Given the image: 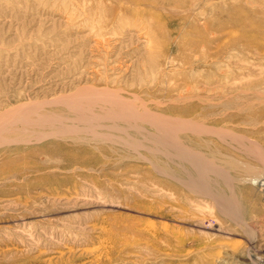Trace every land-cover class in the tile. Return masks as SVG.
<instances>
[{"label": "rangeland", "instance_id": "obj_1", "mask_svg": "<svg viewBox=\"0 0 264 264\" xmlns=\"http://www.w3.org/2000/svg\"><path fill=\"white\" fill-rule=\"evenodd\" d=\"M148 1L0 0V118L59 110L63 96L108 87L129 99L116 109L137 115L128 142L142 144L1 146L0 264L264 262V0ZM146 112L200 123L178 133L203 172L165 153ZM87 155V165L47 168L52 177L6 172ZM118 227L126 239L108 236Z\"/></svg>", "mask_w": 264, "mask_h": 264}, {"label": "bare ground", "instance_id": "obj_2", "mask_svg": "<svg viewBox=\"0 0 264 264\" xmlns=\"http://www.w3.org/2000/svg\"><path fill=\"white\" fill-rule=\"evenodd\" d=\"M139 1V0H138ZM148 1V0H145ZM99 2V1H98ZM150 2V1H148ZM157 2V1H156ZM129 8H126V10H128ZM221 12V11H220ZM113 16V15H112ZM122 14L119 13L118 18H122ZM113 18V17H112ZM232 19V18H231ZM209 25L208 22H205L204 26L207 27ZM196 29H198V27H196ZM246 37V36H245ZM254 38V37H253ZM248 40V39H246ZM255 39H253L254 41ZM204 41H206L204 39ZM252 41V42H253ZM197 43V41H195V44ZM218 44H216L217 46ZM258 46V45H257ZM256 46V47H257ZM218 47V46H217ZM258 49H260L259 47H257ZM256 48V49H257ZM259 51V50H258ZM202 52V51H201ZM262 52V51H261ZM231 53V52H230ZM259 54V53H258ZM209 60V59H208ZM211 60V59H210ZM213 60V59H212ZM215 61V60H214ZM221 64V63H220ZM203 65V64H202ZM218 65V64H217ZM217 65H215L214 67H216ZM252 66V65H251ZM207 67V66H206ZM218 67V66H217ZM216 70V69H215ZM217 71V70H216ZM215 71V72H216ZM222 71V69H221ZM203 72V71H201ZM218 72V71H217ZM216 72V73H217ZM220 72V71H219ZM257 72V71H256ZM199 73V72H198ZM151 74V73H150ZM225 78V77H224ZM251 78V77H249ZM204 82V81H203ZM236 82V81H235ZM234 82V83H235ZM242 82V81H241ZM228 83V82H227ZM226 83V84H227ZM220 84V83H219ZM197 85V83H196ZM204 85V84H203ZM211 85V84H210ZM213 86V85H212ZM193 87V86H192ZM204 87V86H202ZM225 87V86H223ZM188 88V87H187ZM210 88V86H209ZM226 88V87H225ZM85 90L83 91H79V92H74L72 95L69 96H63L61 97V103L63 104L62 109L60 108L59 110H37L34 109L32 107H24L18 109L17 111L13 112L12 115H9L8 117H2L0 118V124L5 125L2 126L0 128V147L1 146H8V147H15V148H20V146L23 147H32L31 143L33 144V142H40V141H44L50 138H66L69 140H72L75 143H87L90 141H96L95 143L97 144L98 141L101 142L103 140H109V142H116V141H121L124 143H127L128 140L130 139L129 135V128L130 126H135L136 125V120H137V115L130 112L128 115H123L121 114L118 109H116L117 106L127 103L129 100L123 96L120 95L119 92L112 90L108 87L105 88H99V87H85ZM194 89V88H193ZM198 89V88H197ZM196 89V90H197ZM214 89V88H213ZM117 90V89H116ZM187 91V89H185ZM184 90V91H185ZM192 90V89H191ZM202 90V89H201ZM206 90V88H205ZM212 90V88H211ZM219 90V89H218ZM224 90V89H223ZM120 91V90H118ZM185 91V93H186ZM222 91V90H221ZM196 92V91H195ZM199 92V90H198ZM214 92V91H212ZM240 92V91H239ZM244 92V91H243ZM248 92V91H246ZM245 92V93H246ZM250 92V91H249ZM254 92V91H253ZM221 93V92H220ZM256 93V92H255ZM206 94V93H205ZM211 94V92H210ZM257 94V93H256ZM223 96V95H221ZM229 95H227L228 97ZM261 96V95H260ZM263 96V95H262ZM261 96V97H262ZM212 97V96H211ZM225 98V97H224ZM223 98V99H224ZM55 99V98H54ZM60 99V98H59ZM194 99V98H192ZM196 99V98H195ZM205 99V98H204ZM58 100V99H55ZM54 100V101H55ZM190 100V99H189ZM192 101V100H191ZM196 101V100H195ZM255 101V100H254ZM260 102V101H259ZM157 103V102H156ZM189 103V102H188ZM196 103V102H195ZM179 104V103H178ZM203 104V103H202ZM248 105V104H247ZM242 106V105H240ZM264 106V105H263ZM182 106H180L181 108ZM260 107V106H258ZM53 108V107H52ZM59 108V107H58ZM200 108V107H199ZM261 109V108H260ZM174 110V109H173ZM199 110V109H198ZM206 111V110H205ZM232 111V110H231ZM235 111V110H233ZM232 111V112H233ZM255 111V110H254ZM254 111L252 112L254 114ZM257 111V110H256ZM262 111V110H261ZM164 112V111H163ZM182 112V111H181ZM203 111H201L202 113ZM237 112V111H236ZM244 112V111H243ZM242 112V113H243ZM264 112V111H263ZM168 114V113H167ZM179 114V113H177ZM176 114V116H177ZM194 114V113H193ZM239 114V113H238ZM237 114V115H238ZM244 114V113H243ZM246 114V113H245ZM162 114H160V116H158V114H150L149 112L145 114L146 117H149L151 126H155L156 131L158 132V135H156L155 137H158L160 139H162L161 141V145L164 147V151L165 153L168 154V148H173V151L175 154H177L178 156L181 157V161L182 158L185 159V161H190L191 164L193 163V167L195 168V172L198 174H200L201 172L204 171V168L202 166H200L199 163L204 162V160L200 157L201 155L197 152H191V150L189 151L187 146L184 147V145H182L181 142V138L179 137V130L181 129L182 126L187 125L190 126V128H198L200 127V123H193L190 121L187 122H183V121H178L176 120H171L167 117H164ZM170 115V114H168ZM236 115V114H235ZM172 116V115H171ZM247 116V115H246ZM252 116V115H251ZM254 116V115H253ZM181 117V116H180ZM215 117V116H214ZM217 117V116H216ZM221 117V116H219ZM230 117V116H229ZM237 117V116H236ZM239 117V116H238ZM242 117V116H241ZM262 117V115H261ZM260 117V118H261ZM171 118V117H170ZM187 118V117H186ZM210 118V117H209ZM231 118V117H230ZM235 118V117H234ZM259 118V120H260ZM174 119V118H172ZM179 119V118H178ZM218 119V117L216 118ZM219 120V119H218ZM222 120H224V118H222ZM214 121V120H212ZM228 121V120H227ZM261 121V120H260ZM190 122V123H189ZM223 122V121H222ZM204 123V120H203ZM223 125V123H222ZM180 126V127H179ZM203 125H201L202 127ZM219 126V125H217ZM208 127V126H207ZM206 127V128H207ZM212 127V126H211ZM238 127V126H237ZM236 127V128H237ZM245 127V126H244ZM209 128V127H208ZM217 128V127H216ZM219 128V127H218ZM258 128V127H257ZM260 128V125H259ZM184 129V128H182ZM189 129V128H188ZM197 129V130H198ZM203 129V127H202ZM200 128L199 131L202 130ZM211 129V128H210ZM208 130L209 132H207V130L203 129L206 131V133L211 134V132L216 133V135H223L225 134L224 129L219 130V129H214V130ZM242 129V128H240ZM244 129V128H243ZM185 130H187V128H185ZM190 130V129H189ZM188 130V131H189ZM196 130V131H197ZM254 130V129H252ZM138 132H140L139 130H137ZM182 131V130H181ZM205 131H202L205 132ZM227 131V130H226ZM186 132V131H185ZM192 132V131H191ZM231 132V131H230ZM200 133V132H199ZM198 133V134H199ZM205 133V134H206ZM133 134V133H131ZM135 134V133H134ZM197 134V133H196ZM141 135V134H140ZM149 135V134H148ZM214 135V134H213ZM226 135H230L228 133H226L224 136L227 137ZM232 135V133H231ZM235 135L234 137H236L237 134H233ZM142 136V135H141ZM145 136V135H144ZM152 136V135H151ZM182 136V135H181ZM220 136V137H221ZM240 136V135H239ZM154 136H152L151 139L155 138ZM209 137V136H208ZM223 137V136H222ZM231 137V136H229ZM233 137V138H234ZM242 136H240L241 138ZM246 138V137H245ZM132 139V138H131ZM156 139V138H155ZM238 139V138H236ZM197 140V139H196ZM221 140V139H220ZM233 140V139H232ZM66 142V141H65ZM72 143V142H71ZM94 143V144H95ZM104 143V142H103ZM102 143V144H103ZM134 146V147H139V145L142 147V144H140L139 141H137V138H133L130 142H128ZM69 144V143H67ZM78 144V145H79ZM99 144V143H98ZM120 144V143H119ZM83 145V144H82ZM88 145V144H87ZM85 145V146H87ZM105 145V144H104ZM114 145V144H113ZM89 147V146H88ZM34 148V147H33ZM99 148V147H98ZM187 148V149H186ZM104 149V148H103ZM10 150V149H9ZM106 150V149H105ZM32 151V149H31ZM95 151V150H94ZM100 151V150H99ZM171 151V150H169ZM101 152V151H100ZM157 153V152H156ZM155 153V154H156ZM164 153V155H165ZM170 153V152H169ZM18 154V153H17ZM39 154V153H37ZM160 154V152H159ZM163 154V152H162ZM174 154V155H175ZM42 155V154H41ZM99 155V154H98ZM171 155V154H168ZM167 155V156H168ZM177 155H175L177 157ZM13 156V155H12ZM28 157L30 156V152L29 150H25L22 153H20L18 155V157ZM35 156V155H34ZM43 156V155H42ZM47 156V155H45ZM154 156V154H153ZM161 156V155H160ZM166 156V155H165ZM39 157V156H38ZM53 157V156H52ZM58 157V156H57ZM56 157V158H57ZM173 157V156H172ZM175 157V158H176ZM41 158V157H40ZM92 157L87 155L84 156L82 158H77V159H70V160H66L62 162L63 166H59V160H56V162H52V161H48L46 160V162L44 161H40L37 163H32L30 165H28L25 168H19V167H13V168H9L6 170L7 173H9V175H18L22 172H27V174H31L28 173L30 171H36V170H44L43 172H45L48 177H52L54 175L53 171L51 170H47V168H51V166H57L58 168H61V170H64V168L70 167L73 164H75V162L77 163H81L83 165H87L90 162V159ZM103 158V157H101ZM100 158V159H101ZM24 159V158H23ZM48 159V158H47ZM50 159V158H49ZM58 159V158H57ZM61 159V158H59ZM177 159H180L177 157ZM187 159V160H186ZM18 160V159H17ZM95 161H97V159H94ZM111 160V159H110ZM106 162V161H105ZM161 162V161H160ZM55 163V164H54ZM104 163V162H102ZM108 164V163H107ZM114 164V163H113ZM112 164V165H113ZM161 164V170H163L164 172H168L169 169ZM167 164V163H166ZM169 164V163H168ZM178 165V164H177ZM183 164H181L182 166ZM97 166V165H96ZM95 166V167H96ZM179 166V165H178ZM180 166V167H181ZM105 167V166H104ZM192 167V168H193ZM55 168V167H54ZM97 168V167H96ZM155 168V167H154ZM184 168V167H183ZM68 169V168H67ZM70 169V168H69ZM158 169V168H156ZM187 169V168H186ZM78 170V169H76ZM84 170V169H83ZM82 170V171H83ZM160 169H158L159 171ZM58 171V170H57ZM72 171V170H71ZM75 171V170H74ZM73 171V172H74ZM162 171V172H163ZM68 172V171H67ZM187 172V171H186ZM99 173V172H98ZM160 173V172H159ZM189 173V172H188ZM187 173V174H188ZM25 174V176L27 175ZM78 174V173H77ZM115 174V173H114ZM161 174V173H160ZM165 174V173H164ZM27 175V176H28ZM76 175V174H75ZM99 175V174H98ZM97 175V176H98ZM167 175V174H166ZM190 175V174H188ZM187 175V176H188ZM192 175V174H191ZM2 176V175H1ZM60 176V175H59ZM96 176V175H95ZM104 176V175H103ZM7 177V176H6ZM22 177V176H21ZM193 177V175H192ZM89 178V177H88ZM98 179V178H97ZM102 179V178H99ZM185 179V178H184ZM189 179V177L187 178ZM192 179V178H190ZM190 179L188 180V182L190 181ZM194 179V178H193ZM192 179V180H193ZM58 180L59 182H62L63 180H65L64 178L62 179H55ZM191 180V181H192ZM194 180H197L196 177ZM186 181V179H185ZM58 182V183H59ZM96 182V181H95ZM187 182V181H186ZM193 182H197V181H193ZM104 183V182H103ZM191 184V183H190ZM189 184V185H190ZM195 184V183H192ZM104 185V184H103ZM107 186V185H106ZM191 186V185H190ZM102 187V186H99ZM220 200L223 203L229 204L230 200L228 201L227 198L223 197V195H221ZM111 205V204H110ZM126 226V225H123ZM131 226V225H130ZM117 228V227H116ZM115 228V230H116ZM131 228V227H130ZM119 229V227H118ZM127 229V228H126ZM122 229L120 230V232H107L108 236L113 239L116 240V238L118 237V239H126L128 237V232L129 231L127 229ZM109 230V229H108ZM124 230V231H123ZM117 231V230H116ZM123 231V232H122ZM132 231V230H131ZM130 231V232H131ZM106 233V234H107ZM157 233V232H155ZM154 233V234H155ZM131 234V233H130ZM129 234V235H130ZM134 234L137 235L139 234V232L134 231ZM151 234V233H150ZM156 235V234H155ZM104 236V235H103ZM139 236V235H137ZM152 236V235H151ZM159 236V235H158ZM149 237V236H148ZM155 238V236H154ZM110 239V240H111ZM135 239V238H134ZM148 239V238H147ZM151 240V239H149ZM101 241V240H100ZM117 242V241H116ZM105 243V242H104ZM154 243V242H153ZM152 243V244H153ZM157 244V242L155 243ZM157 247V246H156ZM160 247V246H159ZM158 247V248H159ZM12 248H14L12 246ZM17 248V247H16ZM15 248V249H16ZM102 249V248H101ZM6 250V249H5ZM158 250V249H157ZM110 252V251H108ZM113 253V251H112ZM111 253V254H112ZM102 255V253L100 254ZM99 255V256H100ZM106 256V255H104ZM110 257V256H109ZM19 258V257H18ZM97 258V257H96ZM104 258V257H103ZM1 260V258H0ZM18 260V259H17ZM62 260V259H61ZM54 261V260H53ZM60 261V259H59ZM1 262V261H0ZM56 262V261H55ZM91 262V261H90ZM101 262L102 259H101ZM53 263V262H52ZM51 263V264H52ZM57 263V262H56ZM69 263V262H68ZM10 264V263H8ZM17 264V263H16ZM112 264V263H111ZM253 264H264V262H260V261H256L253 262Z\"/></svg>", "mask_w": 264, "mask_h": 264}]
</instances>
